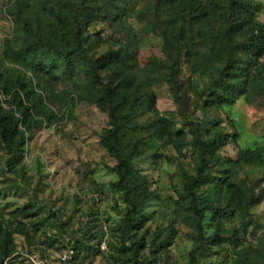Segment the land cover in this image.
I'll return each mask as SVG.
<instances>
[{
  "label": "rangeland",
  "instance_id": "rangeland-1",
  "mask_svg": "<svg viewBox=\"0 0 264 264\" xmlns=\"http://www.w3.org/2000/svg\"><path fill=\"white\" fill-rule=\"evenodd\" d=\"M75 14L94 60H123L102 70L126 96L131 196L108 106L62 51ZM0 102L18 123L0 139V264H264V0H0Z\"/></svg>",
  "mask_w": 264,
  "mask_h": 264
},
{
  "label": "trees",
  "instance_id": "trees-1",
  "mask_svg": "<svg viewBox=\"0 0 264 264\" xmlns=\"http://www.w3.org/2000/svg\"><path fill=\"white\" fill-rule=\"evenodd\" d=\"M59 18L64 19L63 17ZM148 27L150 30H154L155 24H149ZM68 36L72 38L71 40L74 42V46L69 44V40L62 38L64 43H66L67 45V47L62 51L67 59L73 53L79 54V56L83 60V65L80 68L81 74L91 80L96 89L97 94H99L100 98L107 104L109 109V115L111 118V127L105 130L101 141L102 144L110 151V153L118 159V173L121 176L122 180L129 181V185L133 179V174L135 173V171L133 169L130 159L123 153L122 149H120L118 145V132L120 131L121 122H123L122 119H124L123 116L119 115L118 110L120 101H125L126 96L124 93V89L122 88V83L120 81L115 82L110 79L107 80V76L103 73L102 70L108 68L114 63H121L123 61L122 57L109 54L101 56L100 58L94 60L89 55L87 48L83 45L81 21L77 14L72 16V22L71 27L68 31ZM261 44L262 43H257L256 46L260 48ZM234 86V84H229L228 88L233 89ZM17 129L18 123H15L14 120L7 117V115L3 111L0 102V139L9 141V137L11 135H14ZM197 142L199 145L200 157L203 163V166L199 169L198 176V178L201 179L203 177L204 166L207 163L206 153L209 149V146L211 145V142L204 141L200 138H198ZM262 157L263 149H247L243 151L240 155L241 161L246 164L258 163L262 160ZM125 188L127 189V193H129V196H131L130 193L134 191L133 187L129 185V187L125 186ZM129 201L133 209L136 211L139 206V203H137L134 198L131 197ZM192 204L194 209L198 213H200L202 217L203 211L198 206L196 196H194ZM212 209L217 210V207H212ZM200 243L201 245L199 246V249L202 248L203 241L201 240Z\"/></svg>",
  "mask_w": 264,
  "mask_h": 264
}]
</instances>
